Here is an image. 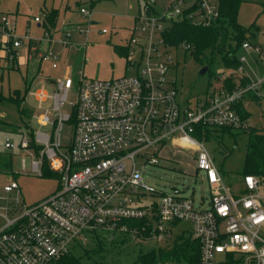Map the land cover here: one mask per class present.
I'll use <instances>...</instances> for the list:
<instances>
[{
	"label": "built area",
	"instance_id": "2783aa9c",
	"mask_svg": "<svg viewBox=\"0 0 264 264\" xmlns=\"http://www.w3.org/2000/svg\"><path fill=\"white\" fill-rule=\"evenodd\" d=\"M161 1L160 12L150 3L134 16L126 54L127 67L135 68L134 75L77 80V100L70 114L60 110L68 89L75 84L70 75L57 77L52 93L43 85L30 91L38 109L51 100L50 109L35 115L40 126L50 129L33 132L39 148L31 170L41 174L46 161L59 182L51 194L31 204L10 197V192L18 189L15 181L3 186L0 264H59L72 248L92 243L97 234L127 233L141 239L136 234L149 230L146 238L170 240L173 226L180 221L188 222L189 227L177 237L185 233L197 242V264H264V182L246 174L241 188L226 186L206 148V139L196 135L200 123L207 127L244 126L233 106L264 79L230 91L218 85L211 98L209 93L196 103L178 98L170 75L176 65L173 50L163 43L161 33L171 20L183 17L194 24H210L218 16V3ZM79 10L89 14L85 7ZM13 30L7 15L1 14L0 37L6 39L0 38V44L7 43L5 48L23 44V38L11 40ZM155 33L159 34L157 40L153 39ZM159 43L165 49L161 53ZM242 46L249 48L250 44ZM27 50H33L29 41ZM39 55L56 66L57 55L51 50ZM64 121L72 124L67 145L60 134ZM169 141L192 150L195 172H204L210 190L207 205H201L203 199L195 204L176 187L165 192L145 183L136 158L145 155L148 162H155L147 156V149L158 154ZM12 146L6 138L3 147ZM19 146L33 150L25 138ZM155 264L184 263L174 259Z\"/></svg>",
	"mask_w": 264,
	"mask_h": 264
},
{
	"label": "rangeland",
	"instance_id": "374dc122",
	"mask_svg": "<svg viewBox=\"0 0 264 264\" xmlns=\"http://www.w3.org/2000/svg\"><path fill=\"white\" fill-rule=\"evenodd\" d=\"M150 3L155 4L154 10L157 12H160L164 5L161 0H94L92 6L89 0H80V4H77L76 0H0V15L6 14L9 23L14 26L11 40L23 38L21 46L11 48L15 52L14 68H5L6 53L0 56V90L7 94L13 88L19 89L20 92L28 88L23 106L32 112L26 120L35 131H49L48 125L40 126L37 123L35 115L46 107L50 109L51 100L43 102V107L38 109L30 91L43 85L49 93H52L55 90V82L49 81L46 74L56 77L68 72L75 84L68 89L66 100L60 110L70 114L77 100V80L134 75L135 68L127 67L126 56L118 54L114 45L129 43L134 16L139 11H143L145 4ZM80 5L87 8L89 14L80 12ZM46 9L47 11L53 9L57 13L53 25L46 20L42 23L43 10ZM236 19L243 26L253 24L251 31L254 35L250 37V42L260 49L256 50L254 45H250L249 48L239 46L236 49L235 56L240 59L242 67L240 73L251 78L263 76L264 0H240ZM102 29L105 32H102ZM0 38L2 41L6 39L5 36ZM158 38L159 34L155 33L153 39ZM28 41L33 48L30 55L27 53ZM45 45L47 49L44 50ZM6 46L7 43L0 44V55L3 48L9 49L5 48ZM157 49L160 53L165 51L160 43ZM46 50H51L57 55L54 60L56 67H52L50 61L40 57L39 53ZM172 54L176 65L172 67L170 75L175 79L178 98L182 100L188 98L190 101L196 96L201 98L209 73L206 70L200 72L201 63L195 61L189 52L185 53L182 47L173 50ZM133 56L137 57L136 54ZM211 70L226 71L218 61L213 63ZM215 84L218 83L215 82L212 87H215ZM260 96H262L260 103L248 97L243 98V103L250 112L246 124L264 129V95ZM0 112L4 116L1 119L9 125L0 129V196L4 195L3 186L15 181L18 189L11 191L10 197L17 198L20 204H31L48 196L57 188L58 176L41 175L31 170V162L37 155L33 150L19 146L22 138L29 141L30 137L26 134L16 106L7 101L0 102ZM50 114H52L51 110ZM60 134L63 145H67L72 134V124L64 121ZM218 134L212 135L205 141L206 148L225 185L231 188L238 187L241 182L247 133L232 128L230 133ZM6 138L13 144L11 148L3 147ZM147 151V156L150 159L155 158V162H148L145 155L136 158L137 165H141L145 183L154 188H161L165 192H170L176 187L182 196L192 198L195 204L203 199L201 205H207L210 190L204 172H195L193 152L190 148L171 144L169 141L158 154L153 153L155 151L153 148H148ZM0 212H2L1 208ZM1 221L0 218V223ZM188 227V222H178L172 228L170 240L155 237L125 238L124 235L114 234V241L118 243L114 246H106L104 258L100 263L94 261L95 257H89L84 252L85 249L92 247L91 241L81 247L72 248L71 252L80 257L79 264H138L136 258L139 253L151 249L157 250L165 247L166 244L170 246L177 235ZM122 238L125 240L120 242Z\"/></svg>",
	"mask_w": 264,
	"mask_h": 264
},
{
	"label": "trees",
	"instance_id": "16d2710c",
	"mask_svg": "<svg viewBox=\"0 0 264 264\" xmlns=\"http://www.w3.org/2000/svg\"><path fill=\"white\" fill-rule=\"evenodd\" d=\"M89 1L90 6H92L94 0ZM239 2L240 0H217L218 16L216 20L210 24H194L190 22V19L183 17L171 20L161 33L163 43L169 46L170 49L176 51L178 48L184 47L183 50L185 53L189 52L195 61L200 62L202 66H207L206 71L209 73V79L206 88L202 93L204 96H207L210 93V98L212 97L214 91L212 85L215 82L228 91L246 87L253 83V80L247 75L237 76L233 73L234 71H237L241 65L240 59L235 56L236 49L239 46H242L244 42L251 43L250 37L254 35V32L251 31L252 27H254L253 24L243 26L237 22L236 18ZM56 14V11L53 9L45 11L44 20L53 25L56 20ZM114 49L118 54L126 56L128 44L114 45ZM5 56L7 58V66H5V68H14L15 52L9 48L6 51ZM215 61L220 62L226 71H212L211 66ZM27 91L28 88L23 92H20L17 88H13L12 90H9L7 94H4L0 90V102L7 101L16 106L18 114L26 129V134L30 137L29 146L33 148L36 153L39 147L33 141L34 128L29 121L26 120L32 111L23 106ZM260 95H264V80L252 89L246 91V93L235 102L233 108L237 113L240 122L244 124V126L229 127L210 124V127H207L206 125H203V123H200L197 125L196 135L198 138L204 137L207 140L212 135H219L218 133H230L232 128L245 131L247 133V140L241 178L243 175L252 174L261 182H264V129H259L255 126L246 124L250 112L243 103L244 97H248L250 100L260 103L262 98ZM198 98L199 97L196 96L191 102L196 103L199 100ZM185 101L188 102L190 100L186 98ZM0 125H2L0 126V129L9 127L7 122H4L1 119ZM202 131H204V134L201 133ZM42 174L47 176L57 175L54 171L49 169L46 161H44L42 166L41 175ZM148 234L149 230H146L137 233L136 236L141 235V239H145ZM184 234L185 233L178 236L169 247H162L157 250L151 249L139 253L136 258L137 263L155 264L159 261L166 262L175 259L184 264H197L199 251L197 242L189 240ZM127 236L130 235L127 233L124 234L125 238ZM124 240L125 239L122 238L119 241L122 242ZM92 243V247L85 249L84 252H86L89 257H95L94 261L100 263L101 259L104 258L106 246H114L118 242L114 241V235L97 234ZM80 260L79 256L70 253L65 255L60 260L59 264H79Z\"/></svg>",
	"mask_w": 264,
	"mask_h": 264
},
{
	"label": "crops",
	"instance_id": "0c3cea01",
	"mask_svg": "<svg viewBox=\"0 0 264 264\" xmlns=\"http://www.w3.org/2000/svg\"><path fill=\"white\" fill-rule=\"evenodd\" d=\"M76 3L77 4H80V0H76ZM80 7H84L83 5H80ZM80 7H79V9H80ZM45 11H47V9L46 10H43V12L45 13ZM80 11V10H79ZM44 18H45V15H44ZM44 22V19H42V23ZM40 24H41V22H40ZM28 44V43H27ZM250 45H254V44H251V43H249ZM29 45H30V43H29ZM254 47H255V45H254ZM258 47V46H257ZM44 50L45 49H47L46 48V45H45V48H43ZM258 50H260L259 49V47H258ZM29 51H31V50H29ZM28 50H27V53H31V52H29ZM256 51V50H255ZM259 52V51H258ZM5 54V51H2V53H1V55L0 56H3ZM56 67V66H55ZM240 69L242 70V67H241V65H240ZM240 69L238 70V71H234L233 73H235V75H237V76H241L242 74L240 73L241 71H240ZM64 75H69V73L68 72H66V73H64L63 75H61V76H56V77H51L49 74H46V78L49 80V81H52V82H54L55 81V79L57 78V77H62V76H64ZM248 76V75H247ZM249 78H251L250 76H248ZM256 78H251L252 80H253V82H257V81H259V80H261V79H264V75L263 76H255ZM257 84V83H256ZM216 85V86H215ZM214 86V88H216L217 87V85L218 84H215ZM2 117H4L3 115H2V113L0 112V119L2 118ZM2 120V119H1ZM4 121V120H3Z\"/></svg>",
	"mask_w": 264,
	"mask_h": 264
},
{
	"label": "water",
	"instance_id": "95a60500",
	"mask_svg": "<svg viewBox=\"0 0 264 264\" xmlns=\"http://www.w3.org/2000/svg\"><path fill=\"white\" fill-rule=\"evenodd\" d=\"M206 68H207V66H202V68L200 69V72H204L206 70Z\"/></svg>",
	"mask_w": 264,
	"mask_h": 264
}]
</instances>
